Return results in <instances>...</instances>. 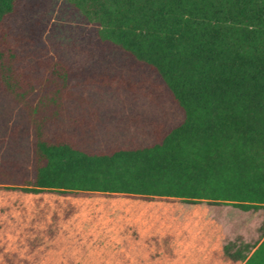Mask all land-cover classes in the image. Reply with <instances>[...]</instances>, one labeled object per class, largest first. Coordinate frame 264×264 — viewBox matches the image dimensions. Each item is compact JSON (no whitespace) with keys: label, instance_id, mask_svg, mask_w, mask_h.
Wrapping results in <instances>:
<instances>
[{"label":"trees","instance_id":"1","mask_svg":"<svg viewBox=\"0 0 264 264\" xmlns=\"http://www.w3.org/2000/svg\"><path fill=\"white\" fill-rule=\"evenodd\" d=\"M0 187L264 210V0H0Z\"/></svg>","mask_w":264,"mask_h":264},{"label":"rangeland","instance_id":"2","mask_svg":"<svg viewBox=\"0 0 264 264\" xmlns=\"http://www.w3.org/2000/svg\"><path fill=\"white\" fill-rule=\"evenodd\" d=\"M263 221V209L229 204L0 187V264L5 253L27 264H240L224 246L247 255Z\"/></svg>","mask_w":264,"mask_h":264},{"label":"crops","instance_id":"3","mask_svg":"<svg viewBox=\"0 0 264 264\" xmlns=\"http://www.w3.org/2000/svg\"><path fill=\"white\" fill-rule=\"evenodd\" d=\"M169 239V237H167V240Z\"/></svg>","mask_w":264,"mask_h":264}]
</instances>
